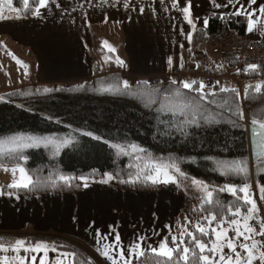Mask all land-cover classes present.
<instances>
[{
  "label": "snow or ice",
  "instance_id": "6c2138e0",
  "mask_svg": "<svg viewBox=\"0 0 264 264\" xmlns=\"http://www.w3.org/2000/svg\"><path fill=\"white\" fill-rule=\"evenodd\" d=\"M163 6L165 13L169 10L178 11L182 21L189 26V31L185 32L180 28V33L184 35L189 43L192 42L193 34L196 30L197 20L202 18L193 14V0H171L170 6L166 5V0H154ZM20 7L14 6V0H6L7 9L15 15H5L4 8L0 7V21L11 19H22L29 13L36 18H41L53 8L59 10V14H69L62 0H19ZM90 6L92 0H88ZM213 9H225L223 14L217 13V18L243 17L246 20V31L248 33H258L264 35V6L257 7L255 10L248 5H256L257 0H208ZM109 5V0H101V7ZM112 8L122 7L125 11H136L144 14L145 7L133 6V0H111L109 5ZM79 8L84 9L80 4ZM77 11L76 7L71 8V12ZM155 13V8H150ZM90 15L88 11H83V17ZM175 19V17H173ZM209 19L203 18L202 23L205 28L209 25ZM74 23V21H73ZM103 46L109 53L115 49L103 41ZM181 48L184 45H180ZM13 59H16L13 57ZM17 65H22L24 75L28 76L29 65L23 64L17 59ZM116 63L123 67L125 62L116 57ZM167 63L173 64L171 57ZM180 67L183 68V57L181 56ZM200 67L199 64L196 65ZM217 67H220L219 65ZM260 66L257 64L247 65L245 72H258ZM239 74V69L237 70ZM220 84L216 81V85ZM149 82H143V91L138 93L146 99L145 107L157 104L154 97H163L160 102V111H167L175 118L181 117L171 127L187 137L189 133L187 127L201 128L204 126H216L228 124L233 128L247 131L250 127L254 143L259 151L256 155L254 164L248 157L241 156L233 160H219L207 157L212 161L213 171L218 172L229 182L219 186H212L202 180L189 176L181 168L179 159H154L149 155L147 166L135 165L136 171L127 173V178H121L120 173H103L101 184H108L118 180L120 184L141 186H155L163 188L174 186L175 188H185L188 184L195 187L203 195L199 197L201 204L199 212L200 219L194 224L191 219L185 217V224L179 230L178 235H171L170 238H163L158 245L146 243L147 237H138L131 245L125 248L121 241V236L114 228L111 229L110 236L101 232H94L96 240L95 251L102 257L107 264H134V261L146 257L149 253L158 258L155 264H264V216L261 215V208L258 206L256 195L252 187V167L255 168L256 176H264V111L252 110V114L246 115V110L242 103L241 92L236 88L226 86L219 87L218 91L213 90L215 86L206 84L203 81L192 80L177 81L171 80L167 89L148 87ZM84 84L78 85V89H83ZM131 86L127 80L122 85L117 82L108 87L101 88L102 93L112 92L118 95H128ZM208 89L207 91H205ZM186 90V91H185ZM61 88L45 87L43 94L60 92ZM165 93H167L165 95ZM194 93V95H193ZM35 94H41V89H36ZM224 94V95H221ZM11 95L32 96V92L13 93ZM264 97V81L254 85H248L243 90V100L248 101L249 105L257 99ZM167 101V103H165ZM0 102H7L4 97H0ZM50 119V118H49ZM57 123H60L57 121ZM87 137L91 140L101 142L110 149L115 150L116 155L137 154L136 159H142L138 154L146 153V150L136 144H129L127 147L118 143H111L100 135L92 131H84L79 128H72L64 136H36L18 133L13 136L0 138V170L11 174V182L7 184L8 191L0 188V196L7 195L9 198L20 199L18 191L23 190L30 193L33 190H40L43 184L51 188L63 189L72 187L73 181H78L76 187L88 188L90 177L79 175H65L57 172L49 177L47 181L39 178L34 179L33 175L24 166L28 160L26 150L51 149L54 156L59 155L63 149L79 145L80 138ZM128 149H131L129 152ZM4 161H8L5 163ZM23 162V163H21ZM134 167L129 165V168ZM238 178L241 183L231 182ZM57 181L59 183H57ZM95 182V181H92ZM258 197L264 202V183H257ZM222 194L229 195L232 200L225 202L221 199ZM195 211V209H194ZM204 213H207L204 215ZM189 225L194 230L189 229ZM199 233V236L196 234ZM104 241H109L104 243ZM227 250V251H226ZM23 253V254H22ZM50 253H55L50 256ZM0 264H93L91 258L83 257L75 251L61 250L60 247L49 245L47 242L37 241L34 243L26 242L23 239L14 241H0Z\"/></svg>",
  "mask_w": 264,
  "mask_h": 264
},
{
  "label": "trees",
  "instance_id": "16d2710c",
  "mask_svg": "<svg viewBox=\"0 0 264 264\" xmlns=\"http://www.w3.org/2000/svg\"><path fill=\"white\" fill-rule=\"evenodd\" d=\"M14 6H21L19 0H14ZM29 17H32L30 13L26 18ZM209 21L207 28H199L195 31L193 36L195 49L204 46L209 48L211 39L221 32L236 30L241 35L246 33V20L242 17L225 16L224 19H219L217 15H213ZM259 66L258 72L249 71L236 74L244 88L264 81V64H259ZM124 80H126L125 75L121 72L108 73V75H98L96 78L86 80L85 83L28 85L0 93V97H4V100L7 101L6 103L0 102V138L18 133L36 136H64L72 128H79L84 131H92L94 134L108 139L111 143H118L125 147L129 144H136L146 150V153L138 154L142 158L140 160L136 159L137 154L135 153L118 156L115 150L110 149L107 145L87 137H81L79 145L63 149L59 155L55 156L51 149H28L25 154L29 158L24 166L34 179L39 178L42 181H47L50 176L54 178V174L57 172L71 176H89L90 180L95 181L103 179L102 174L105 172L120 173L121 178H127V173L137 170L135 165L147 166L150 155L154 159H179L182 170L189 176L206 181L209 185L219 186L229 181L212 170L214 165L211 160L206 159L207 157L233 160L243 155L252 160L249 128L244 131L228 124L201 128L190 126L185 129L189 133L185 137L175 127H171L177 120L182 119L181 117L174 118L167 111H157L163 99L162 96L154 97L157 99V104L145 107L146 99L138 95L143 91V82H149V89H167L171 82L169 79L155 77L154 79L134 80L129 83L131 89L128 95L100 91L101 88L117 82L122 85ZM80 84H84L85 87L78 89ZM45 87L61 88L63 91L43 94L42 89ZM38 88L41 89V94H35ZM20 92H32L34 95L27 97L11 95ZM242 103L246 113L249 112V116L252 114V110L264 111V97L252 102L251 105L242 98ZM128 150L131 152V149ZM4 162L8 163V161ZM129 165L134 167L129 168ZM256 178L260 183H264V176H256ZM231 182L241 183L238 178L232 179ZM57 183L59 182L57 181ZM77 183L78 181H73L72 187L63 189H53L49 185L43 184L39 191L33 190L26 193L20 190L17 193L28 195L76 194L84 188L76 187ZM106 185L133 192L148 193L160 190V188L151 185L133 187L120 184L118 180ZM2 188L5 191L9 190L7 186ZM221 199L225 202L232 200L227 194H222ZM200 204L201 201L195 197L185 198L182 213L191 219L193 224L200 219ZM206 214L204 213V215ZM189 228L194 230L191 225ZM196 234L199 236V233ZM15 239L14 236L0 235V241H14ZM49 241L60 247L61 250L78 252L83 257L91 258L93 264H100L96 257L73 237L67 236V239L58 238ZM26 242L34 243L35 239L26 240ZM157 259L149 253L146 257L134 261V264H155Z\"/></svg>",
  "mask_w": 264,
  "mask_h": 264
},
{
  "label": "crops",
  "instance_id": "0c3cea01",
  "mask_svg": "<svg viewBox=\"0 0 264 264\" xmlns=\"http://www.w3.org/2000/svg\"><path fill=\"white\" fill-rule=\"evenodd\" d=\"M62 3L70 15L61 16L59 10L53 8L41 18L32 17L20 20L24 22L23 27H33L32 34L34 35H39L41 30H44L42 37L35 39L40 43L38 50L34 47L38 53H36L37 58H43L45 65L50 59L55 58L56 66L64 65L65 71L72 72V76H76L74 78L80 77V74L85 76V73L90 71L95 76L99 71L101 74L121 72L128 80H137L143 76H149L146 77L147 79H154L155 76L166 75L168 72L181 68V56L184 67H187L189 64L199 62L203 54L209 52V48L206 47L195 49L193 37L192 42L189 43L180 33V28L187 32L189 26L182 21L178 11L170 9L165 13L163 6L154 0H133L134 7L146 8L144 14H140L138 10L125 11L120 6L112 8L109 6L111 0H109V5L102 7L100 6L101 0H92L95 7L90 6L88 0H62ZM80 4L84 5L83 10L79 8ZM170 4L171 0H166L165 6H170ZM193 5L194 16L202 19H209L217 13L223 14L225 11H230V9H213L208 0H193ZM260 6H264V0H257L256 5H248L253 10ZM72 7H76L77 11L72 13ZM150 8H155L156 12H151ZM83 11H88L90 15L84 18ZM202 19L196 21L195 31L205 28ZM23 33L22 37H28V34ZM243 36L264 42V35L255 32L246 31ZM103 41H108L115 52L109 53L103 46ZM180 45L184 47L181 48ZM117 56L125 62L123 67L116 63ZM169 57L173 60L172 65L167 63ZM51 67L53 68L52 64L49 68ZM131 71L133 73H130ZM3 186L7 185L3 183L0 188ZM102 187L107 188L100 193L101 198L104 196L106 197L104 199L113 204V198L116 196L118 199L119 197L117 191L113 189H121L106 184L99 186V188ZM85 189L88 197L82 195ZM99 190L90 183L88 188H83L76 194L28 195L17 193L20 199L9 198L7 195L0 196V235L14 236L16 239L25 241L35 239V242H49V245L54 244L48 239H67V236L74 235L85 242L88 239L96 247L94 232L98 231L110 236L111 229L114 228L119 232L123 246L127 248L141 236H146V243L155 246V243H159L170 234V226L174 223L171 225L168 222L169 217L161 214L160 219L152 213L149 217L153 220L151 223L144 227L130 228L129 232L124 231L128 238L123 240L122 230L112 226L111 219L105 218L104 212L103 215H96L93 212L95 208L88 207V202L100 199L99 195H96ZM121 191L134 195L151 194V192ZM83 199H86V203ZM99 216L103 219V223H99ZM118 223H120L119 219ZM150 234L152 239L148 238ZM108 242L104 241V243ZM82 245L87 249L84 243ZM49 255L54 256L55 253Z\"/></svg>",
  "mask_w": 264,
  "mask_h": 264
},
{
  "label": "rangeland",
  "instance_id": "374dc122",
  "mask_svg": "<svg viewBox=\"0 0 264 264\" xmlns=\"http://www.w3.org/2000/svg\"><path fill=\"white\" fill-rule=\"evenodd\" d=\"M0 7L4 8V14L5 15H15L14 13H10L7 9L6 0H0ZM33 17V16H32ZM29 17V18H32ZM22 19H26L22 18ZM24 26V22L22 20L17 19H11V20H3L0 21V93H5L6 91L10 90H16L17 88L26 87L28 85H51V84H74V83H85L86 80H90L93 78H96L98 75H108V74H101V72H97V74L92 73V71L85 73V76L80 74V77L74 78L76 76H72V72L65 71V66L57 67L55 61V58L50 59L49 62L44 64L43 58L38 59L36 55V50H34V47L38 50L40 48V43L36 42L39 37H42V34L44 33V30H41L39 35L32 34V26ZM22 29L25 31H22ZM24 32V33H23ZM23 34H28V37L24 38L22 37ZM208 48L207 46H204ZM38 54V53H37ZM15 57L16 59H13ZM17 59L22 61L23 64L29 65L28 68V76L24 75V68L22 65H17ZM53 66V68H49L50 66ZM175 71V70H174ZM172 71V72H174ZM130 73H133L131 71ZM171 72L166 73V75H158V78L162 79H169V74ZM131 77V76H130ZM149 76H143L139 77L138 79H143ZM154 77V76H150ZM157 77V76H155ZM235 79H237L235 81ZM228 78V80H224L223 83H220L218 86L216 84H212L215 86L213 89L218 90L221 86L226 87H236L241 92V98H243V83L240 80L239 77ZM129 83H132L134 80H128ZM188 81V80H186ZM192 80H189L188 82H191ZM238 82V83H237ZM207 84V83H206ZM222 84V85H221ZM208 90V89H207ZM246 113V115H248ZM220 160V159H219ZM252 164H254L255 161L250 160ZM252 187L254 192H257L256 199L258 206L261 208V215L264 216V202H261L258 197V190L256 189V184L259 182V179L256 178L255 175V168L252 167ZM11 174L5 173L2 170H0V186L7 185L11 182ZM90 180V183L92 185H95L100 189L96 195H99L100 199L91 200L88 202L89 208H95L94 213L96 215H103V212L105 214V218H110L112 222V226L116 227L117 229L122 230L123 233V240L128 238V235L125 236L124 231H131V229L134 227H144L151 223L153 220L150 219V215L153 213L156 216H159L161 219V214L165 215L168 218V222L172 225L170 226L169 235H178L179 230L182 228V226L185 224L184 218L186 217L183 212V206L185 202V198H196L197 200H200L199 197H201L203 194L195 189V187L190 185V181L186 182L189 186L187 190L185 188H175L174 186H166L163 188H160L158 192H151L148 194H133L130 192H123L121 190L113 189V191H117L119 197L115 196L113 198V204H110V202L104 198V196H100V193H102L104 188H99V186H102L99 181ZM89 183V184H90ZM205 183H207L205 181ZM260 183V182H259ZM208 184V183H207ZM105 185V184H104ZM109 188V187H108ZM95 190V189H94ZM82 195H85L88 197V194L86 192V189L82 193ZM84 203H86V199H83ZM201 201V200H200ZM168 208V209H167ZM114 210V211H113ZM162 210V211H161ZM167 211V212H166ZM87 212V211H86ZM84 212V214L86 213ZM152 216V215H151ZM99 216V223H103V219ZM104 218V219H105ZM118 219L120 220V223H118ZM107 220V219H105ZM131 228V229H130ZM163 228H165L163 224ZM190 229V228H189ZM133 231V230H132ZM70 237H73L80 243H84L87 246V249L90 251L91 254H94L96 259L100 264H107V262L99 256V254L95 251L96 247L92 242H90L88 239H86V242L78 236L71 235ZM148 238H153L150 234ZM43 239V238H40ZM150 239V242H152ZM51 239H48V241ZM49 243V242H47ZM159 243H155V245H158ZM227 251V250H226ZM256 264H259V261L256 262Z\"/></svg>",
  "mask_w": 264,
  "mask_h": 264
},
{
  "label": "built area",
  "instance_id": "2783aa9c",
  "mask_svg": "<svg viewBox=\"0 0 264 264\" xmlns=\"http://www.w3.org/2000/svg\"><path fill=\"white\" fill-rule=\"evenodd\" d=\"M211 43L210 54L218 61L214 62L212 57L206 56L197 63L199 68L197 64L178 68L169 74V78L177 81H203L212 85L216 81L235 79L237 70L244 73L249 64H264V42L248 39L236 30L221 32L212 38Z\"/></svg>",
  "mask_w": 264,
  "mask_h": 264
},
{
  "label": "water",
  "instance_id": "95a60500",
  "mask_svg": "<svg viewBox=\"0 0 264 264\" xmlns=\"http://www.w3.org/2000/svg\"><path fill=\"white\" fill-rule=\"evenodd\" d=\"M249 133H250V138H249L250 156H252V161H255L256 155H257L259 149H258L257 145L253 142L255 138H253L251 135L250 127H249Z\"/></svg>",
  "mask_w": 264,
  "mask_h": 264
}]
</instances>
